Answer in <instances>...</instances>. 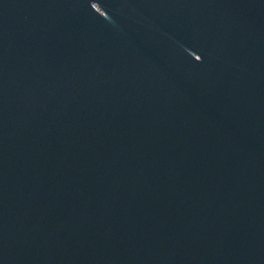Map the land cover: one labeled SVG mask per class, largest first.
I'll return each instance as SVG.
<instances>
[{"label": "water", "instance_id": "95a60500", "mask_svg": "<svg viewBox=\"0 0 264 264\" xmlns=\"http://www.w3.org/2000/svg\"><path fill=\"white\" fill-rule=\"evenodd\" d=\"M0 264H264V0H0Z\"/></svg>", "mask_w": 264, "mask_h": 264}]
</instances>
